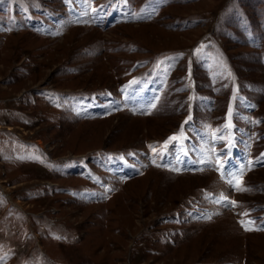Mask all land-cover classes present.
<instances>
[{
	"label": "rangeland",
	"instance_id": "1",
	"mask_svg": "<svg viewBox=\"0 0 264 264\" xmlns=\"http://www.w3.org/2000/svg\"><path fill=\"white\" fill-rule=\"evenodd\" d=\"M0 264H264V0H0Z\"/></svg>",
	"mask_w": 264,
	"mask_h": 264
},
{
	"label": "snow or ice",
	"instance_id": "2",
	"mask_svg": "<svg viewBox=\"0 0 264 264\" xmlns=\"http://www.w3.org/2000/svg\"><path fill=\"white\" fill-rule=\"evenodd\" d=\"M171 139H176V137H172ZM234 203V202H233Z\"/></svg>",
	"mask_w": 264,
	"mask_h": 264
}]
</instances>
